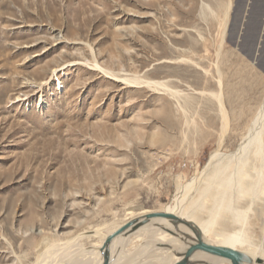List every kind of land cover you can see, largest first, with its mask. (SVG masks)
<instances>
[{
    "label": "rangeland",
    "instance_id": "rangeland-1",
    "mask_svg": "<svg viewBox=\"0 0 264 264\" xmlns=\"http://www.w3.org/2000/svg\"><path fill=\"white\" fill-rule=\"evenodd\" d=\"M239 17L236 0H0V264H36L49 248L68 264L65 245L87 252L134 217L176 206L178 185L223 136L212 93L227 113L223 150L238 147L264 98V37L247 52ZM94 59L167 81L185 109L168 92L108 77ZM254 207L225 230L264 248V204ZM136 246L149 256L151 244L137 242L110 264H135Z\"/></svg>",
    "mask_w": 264,
    "mask_h": 264
},
{
    "label": "bare ground",
    "instance_id": "bare-ground-1",
    "mask_svg": "<svg viewBox=\"0 0 264 264\" xmlns=\"http://www.w3.org/2000/svg\"><path fill=\"white\" fill-rule=\"evenodd\" d=\"M249 49L250 48L246 46L245 50H247V52ZM93 63L95 69L104 72L108 77L117 79L119 82L133 85L135 87H143V85H146L154 90L168 92L173 98H176L178 106L182 110L185 109V105L180 100L181 92L172 89L173 87L171 88L167 81L142 80L136 75L121 76L102 67L96 59H94ZM205 72L209 74V70L205 69ZM217 82L219 86L222 85L221 75ZM212 95L217 98L222 113L223 136H221L218 147L211 153L208 162L204 165L201 172L198 173L193 180L181 186L178 185L180 190L177 205L174 207L168 206L165 212L175 214L184 223L185 229L191 235H194L191 228H195L199 230L203 235V238L211 244L240 249L237 248V243L242 245L248 242L246 240H242L241 242L238 241V238L235 237L237 235H233V232H227L225 227L231 222V220L246 224L247 220L244 219L243 215L246 213L251 214L252 211L253 215L254 213L256 214V207H254L255 203L264 204V98L258 109H256L248 120L244 132L239 139L238 147H236L234 151L224 152L223 147L226 140V130L228 129L226 118L227 113L224 108L222 95L218 93H212ZM241 115L242 113L240 114V117ZM245 199L249 200V202H247L248 206H245V208H242L241 210L239 209V203ZM181 208L183 209L182 212L179 211ZM205 212L210 215L209 219L203 218ZM260 212L264 213V208H261ZM146 214L147 213L134 218ZM156 223H160L168 228L172 227L166 220H157ZM262 223H264V221H262ZM218 226L221 228L218 229ZM208 231H212L215 234L214 240L207 238L206 233ZM80 237H82V235ZM122 239H126L124 244L121 243ZM142 241L143 243L151 244V252L149 253V256H146L147 253H142V248L136 246L138 256L134 255L133 259L136 261L137 259L139 260V258H143L138 261V263L137 261L134 262V260H132V263L174 264L180 259L171 251L161 246L166 243H172L179 246V240L170 235L162 227L148 224L131 232L126 237H116L110 246L111 260H118L122 252L126 250L125 248ZM69 244L64 246V252H71L70 256L72 255V259L68 264L103 263V255L101 252V247L103 245L98 248L88 249L86 252L85 249L74 248L77 245V242H74L73 245ZM248 244L250 245V248L240 250L249 253L253 257H262V252H264L263 247H255L253 244ZM97 251H100L101 253H97ZM61 254H63V252H60L58 248H49L48 250L41 252L40 260L39 262H36V264H60L58 262V256ZM86 255L87 259L84 262H81L82 257ZM204 257H207L208 261L214 264H228L224 260L218 258L214 259L200 252L196 254L194 259L200 261ZM128 262L129 259H126L120 264H128Z\"/></svg>",
    "mask_w": 264,
    "mask_h": 264
},
{
    "label": "water",
    "instance_id": "water-1",
    "mask_svg": "<svg viewBox=\"0 0 264 264\" xmlns=\"http://www.w3.org/2000/svg\"><path fill=\"white\" fill-rule=\"evenodd\" d=\"M256 1L257 0H236V11L239 12L240 17L234 21L236 27H243L240 40L243 45L249 43L250 49L248 52H251L252 54L257 48L256 45H258L264 37V12L260 16L257 15L255 11ZM247 3L252 5L247 6ZM157 220H166L172 227L168 228L160 223H156ZM148 224L162 227L170 235L179 240V246L172 243L161 245L163 248L171 251L175 256L180 258L174 264H214L208 261L207 257H204L200 261H196L194 258L199 252L214 259L218 258L224 260L228 264H264V257H253L249 253L240 249L209 243L203 238V235L199 230L195 228H191L194 233V235H191L185 229L184 223L175 214L165 211L151 212L144 216L131 219L108 235L101 247L103 255L102 264L111 263L110 246L116 237H126L131 232Z\"/></svg>",
    "mask_w": 264,
    "mask_h": 264
},
{
    "label": "crops",
    "instance_id": "crops-1",
    "mask_svg": "<svg viewBox=\"0 0 264 264\" xmlns=\"http://www.w3.org/2000/svg\"><path fill=\"white\" fill-rule=\"evenodd\" d=\"M154 212V211H153ZM146 213H148V212H146ZM145 214V213H144ZM140 215H142V214H140ZM139 216V215H138Z\"/></svg>",
    "mask_w": 264,
    "mask_h": 264
}]
</instances>
